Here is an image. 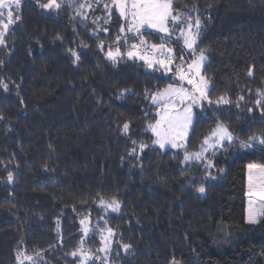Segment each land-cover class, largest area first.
Listing matches in <instances>:
<instances>
[{"label":"trees","instance_id":"trees-1","mask_svg":"<svg viewBox=\"0 0 264 264\" xmlns=\"http://www.w3.org/2000/svg\"><path fill=\"white\" fill-rule=\"evenodd\" d=\"M58 2L21 0L0 43V264H264V218L245 219L247 167L264 165V0H171L201 21L194 52L212 101L194 107L180 150L153 146L147 130L153 94L178 82L180 42L124 34L109 0ZM140 39L172 46L167 73L128 58ZM218 124L233 139L183 163Z\"/></svg>","mask_w":264,"mask_h":264},{"label":"snow or ice","instance_id":"snow-or-ice-1","mask_svg":"<svg viewBox=\"0 0 264 264\" xmlns=\"http://www.w3.org/2000/svg\"><path fill=\"white\" fill-rule=\"evenodd\" d=\"M39 6L43 9H59L61 3L58 0H47V3H40L37 0ZM21 7V0H0V27L3 31H0V43H3L4 32L8 30L9 25L13 24L16 20L20 19V16L16 14ZM91 4L81 3L79 4V9H91ZM104 8L108 11L109 19L111 16L112 8L119 11V15L128 21V27L125 29L121 27V32L127 30L128 32L140 33V29L144 26L155 29L158 32H163L170 34L169 22L178 25L181 17L179 15H173L171 0H109V3L104 4ZM79 15L84 16L87 19V15L83 11L78 12ZM5 17L7 22L5 23ZM189 23L186 29H181V34L184 37V43L188 49H194L196 44V38L199 35L201 29V21L196 18L194 23L191 22L192 18L188 17ZM109 20H105L108 23ZM95 23V21H93ZM195 27L196 32L192 29ZM106 30V29H105ZM119 42V37L117 38ZM146 41L140 40L139 44H132L131 50H129L126 55L129 59L138 58L145 61L149 67L153 65H160L165 70H169V65L173 62V57L171 55L165 56L164 53L167 51L171 53V49H165L164 45L159 46L153 44L151 46V54L145 55L139 51L140 47L145 45ZM159 52L163 58L157 59L155 53ZM74 59V63L79 60V55L76 52L71 53ZM121 55L119 47L107 52V56L113 63L117 62V57ZM207 59L203 50L200 52L199 56L192 61L191 64L185 69L182 65L177 66L176 76L179 81H187L188 85H191V90L185 88L183 84L181 86L168 85L162 92L152 96V103L159 104L161 111L157 113L159 119L156 120L154 124H149V129L155 135L156 139L153 141L158 144L160 148H164L166 145H170L173 148L183 147V140L187 135L189 127L193 124L194 113L193 105L199 103L202 100H208L207 89L208 80L201 75L200 68L203 62ZM252 72L249 71V76ZM5 89L7 85H4ZM228 101L221 97L217 103ZM259 103V101H257ZM3 117L0 116V119ZM129 130V124L125 123L123 125V131L127 133ZM233 139L229 129L223 124H218L215 129H213L209 136L205 137L203 141L202 151L198 153L189 154L186 152L185 161L188 160H200L202 159L204 152H207L209 148L213 147V144H220L224 140L231 141ZM255 137H249V140H255ZM179 141V143H178ZM135 143V141H133ZM260 144H264V138L259 140ZM146 145L141 144L140 147L143 149ZM135 152V149L132 150ZM209 167L211 161H209ZM210 175V173H209ZM12 174H8V180L11 181ZM204 188L199 189L200 193H204ZM248 208H247V223L256 224L260 222L261 218H264V165L250 164L248 166ZM108 207L112 208L113 211L119 209V202L113 200ZM87 218L81 220V224H85ZM87 231V228H85ZM109 231V236L112 235L111 229ZM130 245H124L125 249H128ZM103 250V249H102ZM73 256L76 253L72 254ZM90 257L84 254L85 261ZM19 259V256H18ZM25 259L33 261L31 256H26ZM35 264V261H33Z\"/></svg>","mask_w":264,"mask_h":264},{"label":"rangeland","instance_id":"rangeland-1","mask_svg":"<svg viewBox=\"0 0 264 264\" xmlns=\"http://www.w3.org/2000/svg\"><path fill=\"white\" fill-rule=\"evenodd\" d=\"M114 9H115V8H114ZM115 11L119 14V11H118L117 9H115ZM173 15H176V14H173ZM179 16L181 17V15H179ZM120 17H121V16H120ZM121 20L123 21V27H124L125 29H127V27H128V21H126V20H125L124 18H122V17H121ZM191 22H192V21H191ZM188 23H189V21H186L183 17H181V19H180L178 25H175V24H173V23L170 21V22H169V25H168L169 30H170V34L163 33V32H158V31L155 30V29H152V28H149V27H147V26H144L143 28L140 29V33H139V35H141L142 32L147 31V32H152V33H154V34H157V35H159V36H161V37H163V38H166L167 40H172V41H171L172 43L179 44L178 42H180V48H181L182 52L184 53V56L181 55L180 60H179L178 63H176V64H177V66H181V65H182L185 69H187V66H188L189 64H191L192 61L195 60V59L199 56V54H200V52L195 53V52H194V49H188L187 46H186L185 43H184V37H183L182 34H181V29H182V28H183V29H186ZM192 23H194V21H193ZM192 31H193V32H196L195 27H193ZM127 32H128V31L125 30L123 33L125 34V33H127ZM129 33H133V32H129ZM141 37H142V36H141ZM197 38H198V36H197ZM197 38H196V42H197ZM140 40H141V39H140ZM139 43H140V42H139ZM139 43H138V44H139ZM162 44L164 45L165 49L170 48V49L172 50L171 53H168L167 51H165V53H164L165 56L171 55V56L173 57V62L169 65V67H170V66H172L173 64H175V60H177L176 58H174V56H175V54H174V50H173L172 46H170L169 44H166V43H162ZM156 45H157V44H156ZM159 45H161V44H158L157 46H159ZM195 45H196V44H195ZM195 45H194V47H195ZM151 46H152V45L149 46L148 43H146L145 45H143V46L140 47L139 51H140L141 53L145 54V55H149V54H151ZM129 50H131V48L128 49V51H129ZM190 54H191L192 56H191L190 58H188V55H190ZM154 55H155V57H156L157 59L163 58V57L160 55V53H159L158 51H157ZM136 59H138V58H136ZM139 60H140V59H139ZM141 61H142V62H145V61H143V60H141ZM205 62H206V60L203 62V64L201 65V68H200V73H201V75H203V74H202V68H203ZM157 65H158V64H157ZM153 66H154V65H153ZM159 66H160V65H159ZM177 66H176V68H177ZM176 68H175L174 71L172 72L171 76H172L174 79H176L178 82H177V83H173V84H171V85H173V86H177V87H178V86H181V84H183V86H184L185 88H188L189 90H191V85H188V84H187V81H184V82L179 81L178 77L176 76ZM168 71H169V70H166V73H167ZM203 76H204V75H203ZM168 85H170V84H168ZM168 85L165 86L164 88H162V89H161L160 91H158V92H162L165 88L168 87ZM158 92H156L155 94H157ZM155 94H153V95H155ZM203 101H204V100L200 101L199 103H201V102H203ZM199 103L193 105V113H194V107H195L196 105H198ZM151 104L155 106V110H154V111H155V114H156V120H157V119H159L157 113L160 112L162 109H161V107H160L159 104H153V103H152V98H151ZM156 120L153 121V122H151V123H149V124H154V123L156 122ZM149 124L147 125V130H148L149 132L152 133V131H151V130L149 129V127H148ZM191 126H192V125H191ZM191 126L189 127L188 132H187V135L185 136V138H184V140H183V145H184L183 147H176V148H173V147H171L170 145H166L164 148H160V146H159L158 144H155L154 142H153V146H155V147H157V148H159V149H161V150H165V149L180 150V149H183V148L185 147L186 139H187V137H188V135H189V132H190ZM152 135L154 136V140H155V139H156L155 135H154L153 133H152ZM178 143H179V141H178ZM189 154H192V153H189ZM184 157H185V154H184L183 159H182L183 163H184V162H191V161H194V160H195V159H192V160L185 161ZM246 179H247V184H246V196H247V198H246V218H245V219H246V222H247V208H248V201H249V196H248V167H247V175H246ZM248 224H249V223H248Z\"/></svg>","mask_w":264,"mask_h":264},{"label":"crops","instance_id":"crops-1","mask_svg":"<svg viewBox=\"0 0 264 264\" xmlns=\"http://www.w3.org/2000/svg\"><path fill=\"white\" fill-rule=\"evenodd\" d=\"M134 34L136 33V32H133Z\"/></svg>","mask_w":264,"mask_h":264}]
</instances>
